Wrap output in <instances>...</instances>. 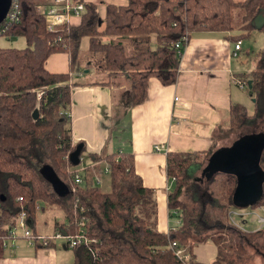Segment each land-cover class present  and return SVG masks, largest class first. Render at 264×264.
I'll return each mask as SVG.
<instances>
[{"label":"trees","instance_id":"1","mask_svg":"<svg viewBox=\"0 0 264 264\" xmlns=\"http://www.w3.org/2000/svg\"><path fill=\"white\" fill-rule=\"evenodd\" d=\"M37 1L19 0V22L7 25L0 33L26 40L23 48L0 46V241L8 237V229L20 212L26 214L33 229L38 203L44 202L57 205L64 212V219L54 222V231L75 237L83 230L89 241L70 249L72 264H180L170 243L190 254L189 264H200L193 250L208 241L217 249L212 264L247 263L249 248H259L257 238L264 234L263 229L248 232L233 225L229 212L225 215L226 210L218 209L202 180L192 178L186 183L191 207L186 209L179 198L186 180L201 163L198 153L166 154V174L174 184L168 192V208L180 218L177 226L163 234L156 226L155 191L143 186L131 154L104 157L110 167L106 172L110 176L108 192L101 191L90 176L82 178L83 184L74 182L84 149L72 144L68 111L71 74L82 71L77 55L83 37L88 38V65L103 69L107 77L127 74L131 102L139 104L147 96L151 76L164 85L176 82L181 56L174 45L182 35L230 31L235 9L241 10V28L248 33L254 27V17L258 13L264 15V0H126L125 4L87 0L81 19L55 32L47 30L45 19L36 8ZM3 27L1 21L0 29ZM259 30L264 36V25ZM240 35L227 38L236 41ZM57 52L70 56L67 73L45 69L46 59ZM255 74L259 75L257 71ZM259 80L255 76L251 90L259 86ZM34 109L38 111L36 119L32 116ZM246 112L240 104L231 107V129L252 123V116ZM263 152L264 148L256 167L261 178ZM45 164L68 186L67 195L58 196L41 175ZM225 175L231 202L236 177L233 173ZM262 189L259 199L246 208L264 203V181ZM80 222L84 223L81 229ZM52 244L50 241L46 248ZM34 247L44 248L40 244ZM2 255L0 249V258Z\"/></svg>","mask_w":264,"mask_h":264},{"label":"crops","instance_id":"2","mask_svg":"<svg viewBox=\"0 0 264 264\" xmlns=\"http://www.w3.org/2000/svg\"><path fill=\"white\" fill-rule=\"evenodd\" d=\"M107 1L126 3V0ZM228 35L215 30L192 32L180 59L176 82L164 85L151 76L147 83V96L139 104L131 102L127 74L107 77L103 69L93 68V65L71 74L73 85L68 115L72 144L84 149L78 166L80 171L84 169L96 184H101L98 166L107 165L104 157L117 153L131 154L143 186L155 191L156 226L163 234H168L170 228L179 224L176 213H171L168 208V192L174 184L171 187L166 174V154L210 155L225 147L219 144L231 130V107L241 102L236 91L251 89L247 88L248 81L252 84L255 79L257 69L247 72L234 66L231 61L234 45L241 42V38L233 41L227 38ZM69 59L68 53H53L46 59L45 69L52 73H67ZM242 73L246 76L243 77ZM93 74L96 78H90ZM237 80L245 81L246 86L241 88ZM155 146H160L161 150L156 151ZM92 155L95 159L91 158ZM261 206L264 203L257 206L260 212ZM245 218L247 216L240 220L241 224L246 223ZM255 221L257 227L254 231L258 230ZM15 244V249L3 251L0 264H71L73 258L72 252L58 241L48 248L31 247L27 240H18ZM206 244L212 245L215 251L208 263L212 264L217 249L210 241ZM193 253L199 262L195 248Z\"/></svg>","mask_w":264,"mask_h":264},{"label":"rangeland","instance_id":"3","mask_svg":"<svg viewBox=\"0 0 264 264\" xmlns=\"http://www.w3.org/2000/svg\"><path fill=\"white\" fill-rule=\"evenodd\" d=\"M88 1L95 3L97 0H88ZM104 1L107 2V0H104ZM235 1H241V0H235ZM99 10H100L101 16H103V12H104L103 7H100ZM80 19L81 17L74 19V21L76 22ZM241 25H242L241 10L235 9L233 11V18H232V30L224 31V33H227L229 35H235V36L242 34L240 35V38L243 44H242L241 50L237 51V54L235 56L232 55L233 58H231V61L233 62L234 66L236 65L240 68H243L247 72L248 70L253 71L257 69V73L259 75L255 74V76L260 79L259 80L260 83H259V86H257L253 90L251 89H246V90L237 89V91L235 90L236 95L240 94L238 98L239 99L241 98L240 104L246 108L247 115L252 116V119H251L252 123H250L249 125H245L243 127H239L237 129L235 128L231 129L229 134H227L226 137L220 140L221 142L219 145H225V147H223V150H228L230 148L235 147L237 144H239V141L250 139L252 138L250 136L254 134L264 133V53H263L264 36H263L262 31L254 27L251 28L248 31V33H246L245 30L241 28ZM0 46L23 48L26 46V40L24 37H21V36H13V37L0 36ZM77 56L80 58L81 67L83 69H89L88 63L90 62V57L88 54V38L87 37H83L81 39L80 46H79V53ZM92 67L94 68V66ZM95 74H97L96 76L100 75V73L99 74L95 73ZM242 76L245 77L246 75L242 73ZM90 78H96V77H94V74H93V76H91ZM208 156L210 155L197 154V157L201 161V163L199 167L195 171H193L191 178H188L186 180L184 186L182 187V194L180 195L179 198L183 202H185L186 209L188 207H191L193 203L191 202V199L187 197L188 195L186 196V194H188V191L186 190V185L188 184L187 182H191L192 178L196 180L199 179L205 182L202 185L207 187L205 189H207L208 193L207 192L206 193L216 200L218 209L220 211L223 210V212L226 210L225 215H227L228 212L231 215H233L234 214L232 212L233 210L242 211V209L244 208H239L235 206L232 201L229 202L230 199L228 198L227 192L225 189V179H226L225 173H223L222 171L221 172L218 171L214 173L212 178L210 179H207L206 177L202 175V170L207 163ZM86 160L88 161L89 158H87ZM99 167H100V170L98 172V176L101 179V184H97V185L99 186L101 191L108 192L111 188L110 176L106 172H104L105 167H106L105 164L99 165L98 168ZM79 168L81 167H78V169L76 170L80 172V176H83V177L87 176V171L84 172V169L80 171ZM88 170L91 172L90 169ZM208 180L210 182H207ZM172 183L173 182H171V187H173ZM210 196L208 197V199L210 198ZM248 216L247 218L244 219L246 223L242 224L241 227L239 225H237L236 227L242 230L244 229L245 231H248V232L254 231L257 227L256 221H255L256 218L254 215L253 216L248 215ZM178 217L180 218V214L178 215ZM178 217H176V219H178ZM63 219H64V212L57 205H49L44 202H39L37 206L33 229L35 228L36 230L34 229V231L43 232V234H46V232L44 231H47L48 234H50V232L54 230V224H52V222H54L55 220L62 221ZM241 219H242L241 216L234 214V220L238 224H240ZM257 240H258L257 246L259 248H249L250 259L247 263H243V264H264V234L262 236H259ZM61 244H63L62 241H61ZM210 244L205 243V245L200 244V245L195 246V254L199 262L208 264L211 261L212 256L215 254L214 253L215 251H214L213 246ZM72 263H73V258L71 260V264Z\"/></svg>","mask_w":264,"mask_h":264},{"label":"built area","instance_id":"4","mask_svg":"<svg viewBox=\"0 0 264 264\" xmlns=\"http://www.w3.org/2000/svg\"><path fill=\"white\" fill-rule=\"evenodd\" d=\"M86 1L87 0H38L36 8L43 15L47 30L55 32L63 26L73 25L75 23L74 19L80 18L85 13ZM20 14L21 9L19 0H10L9 9L5 18L2 20L4 21V27L0 29V33L5 30L7 25L19 22ZM188 38V35L184 34L175 43L174 47L177 50V55L182 57L184 51L183 46L187 44ZM240 44V41L235 43L233 51L234 56L237 54V51L240 50ZM236 83L241 88L246 86V82L243 80H237ZM155 150L160 151L161 147L155 146ZM109 171L110 167L106 165L105 172ZM74 182L76 184H81L83 182L82 177L78 174V171L74 175ZM21 199L22 197L18 198L19 201ZM261 207L262 212L259 211L258 207L244 208L242 211L233 210L232 212L242 218L248 215H254L258 223V230H264V206ZM234 214H228L230 221L233 225L241 226L234 220ZM83 224V222L79 223V225H81L80 229ZM79 234L81 235H76L75 237L71 235H63L59 231H54L51 235L36 234V232L32 229L31 221L27 218L26 214L24 212H20L15 224L8 229V237L0 241V249L2 251L15 249L16 241L27 240L31 247L36 246V244H40L44 246V248H46L50 241H62L64 246L70 250L76 248L78 245H86L89 243V241L84 237L83 230H79ZM169 248L180 264L190 263V255L184 248L178 247L176 243H170Z\"/></svg>","mask_w":264,"mask_h":264},{"label":"water","instance_id":"5","mask_svg":"<svg viewBox=\"0 0 264 264\" xmlns=\"http://www.w3.org/2000/svg\"><path fill=\"white\" fill-rule=\"evenodd\" d=\"M9 6L10 0H0V22L5 18ZM252 23L255 28L260 29L264 25V15L258 13ZM248 88H251L250 80ZM32 116L34 119L38 117L37 109H34ZM250 137L252 138L239 141V144L233 148L228 150L221 148L210 154L202 170V175L207 179L212 178L213 174L218 171L235 175L236 185L232 202L239 208H245L255 203L263 191L264 177L261 178L256 167L264 148V133ZM40 173L58 196H65L69 193L68 186L57 176L50 165H43Z\"/></svg>","mask_w":264,"mask_h":264}]
</instances>
